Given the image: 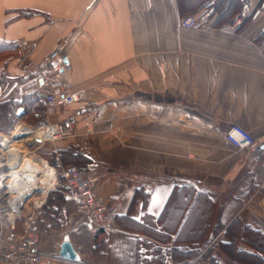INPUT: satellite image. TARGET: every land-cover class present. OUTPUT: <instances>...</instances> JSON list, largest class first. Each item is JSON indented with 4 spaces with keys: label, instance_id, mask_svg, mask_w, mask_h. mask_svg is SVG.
<instances>
[{
    "label": "crops",
    "instance_id": "0c3cea01",
    "mask_svg": "<svg viewBox=\"0 0 264 264\" xmlns=\"http://www.w3.org/2000/svg\"><path fill=\"white\" fill-rule=\"evenodd\" d=\"M207 10L204 28L179 25ZM0 42L13 45L0 51V107L33 99L41 123L76 119L54 144L56 167L96 175L92 192L113 222L111 233H96L64 201L59 227L37 222L49 257L39 264H74L55 257L65 236L80 264H181L171 251L183 217L163 242L152 229L161 233V213L183 183L210 200L206 240L221 238L220 249L235 242L232 256L256 253L264 264L263 253L231 236L248 226L264 238V0H0ZM57 46L70 65L65 89L84 100L51 108L37 78ZM23 53L32 71L21 69ZM232 125L260 151L234 149L224 137ZM197 255L186 264H209Z\"/></svg>",
    "mask_w": 264,
    "mask_h": 264
},
{
    "label": "built area",
    "instance_id": "2783aa9c",
    "mask_svg": "<svg viewBox=\"0 0 264 264\" xmlns=\"http://www.w3.org/2000/svg\"><path fill=\"white\" fill-rule=\"evenodd\" d=\"M179 25L184 29H202L207 26V16L203 13L200 15L190 14L186 17H181ZM235 25H237V21ZM46 62L48 63L47 70L37 78L41 86L46 88V91L40 94L44 105L51 108H62L83 101L84 93L82 91L68 93L65 89L63 77L70 70V65L68 56L61 46H57L50 51ZM19 65L26 72L36 68L34 62L25 53L19 57ZM75 125L76 119L69 117L58 123L32 125L27 128L42 132L38 137L30 135L37 140V143H41L70 137ZM17 127H15L14 131ZM88 132H90L89 129ZM224 137L236 150H249L254 153L260 151L259 144L252 135L238 125L230 126ZM2 141H6L9 145L11 141L9 137L0 134V260L3 263L39 264L49 258L39 251V235L32 226L34 214L31 213L27 217H23L22 209L30 201L32 209L39 208L45 202L46 194L53 191L54 186L57 184L61 185L64 197L74 202L76 210L86 226L104 234H109L113 231L112 219L106 214V202L94 196L92 192V187L98 178L96 175L89 174L85 169L63 167L57 174L53 166H50L47 161L40 159L39 165L44 163L46 168L54 172L52 188L44 191V196L40 199L30 200L35 190L30 195H21L20 198H17L19 192H11L9 188L10 173L13 170L11 168L12 156L2 146ZM19 162H22V160L20 159ZM20 164H15L14 167L20 169ZM19 221L20 226L18 225Z\"/></svg>",
    "mask_w": 264,
    "mask_h": 264
},
{
    "label": "trees",
    "instance_id": "16d2710c",
    "mask_svg": "<svg viewBox=\"0 0 264 264\" xmlns=\"http://www.w3.org/2000/svg\"><path fill=\"white\" fill-rule=\"evenodd\" d=\"M223 11L226 12L225 10ZM30 13L31 12L28 11L27 13L22 14L29 15ZM203 14L208 17L209 11L207 10L203 12ZM12 47L13 45L11 44L0 42V51ZM32 100L33 99H31L29 103H23V101H21L20 103L11 101L5 104V108H3V105H1L0 122L5 119L4 115H6L7 117L9 116V114H11L10 117H13V113H15V105L18 108L23 107V109L25 108V110L27 111V106H33L34 101L32 102ZM73 155H76V153L73 152ZM48 161L49 163H51V165L55 167L57 166L56 159L54 158V152H50ZM72 167L83 169V167L74 165ZM41 212H44V209ZM161 216L163 217V220L160 228L158 229L159 231H161V233H156L154 229L152 230L156 234L155 236L156 238H158L157 240H161L162 242L167 240V235L175 231V229L177 228V222L183 217L182 223H180L173 241L176 247H174L171 251L172 258H181V264H186L190 260L195 258L196 255L201 250H203L201 246L205 247L207 245L206 236L208 231L210 230L209 218L211 216V206L209 198L204 193L195 192V189L189 184H180L177 187V192L175 191V194L173 193L169 198L164 210L161 213ZM218 230L219 227H215L213 233H216ZM162 233L165 236H163ZM237 235L239 236V240L241 243L250 245L257 252H261L264 254V238L260 235V233H258L257 230H253L250 227L246 226L244 227V229L243 227L240 228L239 231L234 227L233 229H231V236L235 239ZM201 236L203 237L202 240L200 239ZM235 244V242H232L231 246H234L235 248ZM209 250L210 246L205 249L200 258L207 260L209 264H218V261L213 256H211V258L209 259L204 258V255L206 254V252H209ZM167 253L168 252L165 251V254L163 255L166 256ZM237 256H241L244 258V263L238 262L239 264H253V262H255L254 264H259V260H263L256 253L240 252Z\"/></svg>",
    "mask_w": 264,
    "mask_h": 264
},
{
    "label": "rangeland",
    "instance_id": "374dc122",
    "mask_svg": "<svg viewBox=\"0 0 264 264\" xmlns=\"http://www.w3.org/2000/svg\"><path fill=\"white\" fill-rule=\"evenodd\" d=\"M184 15L183 17L188 16ZM29 108V115L28 116H23V107H19L21 108V113H17L18 107H16V105L14 106L15 108V113H13V117H10L11 114H9V116L6 117V115H4L5 119L2 120L0 122V134L9 137L11 144L13 143L15 146V148H19L20 150V154H21V160L23 159H28L30 161H32L33 163H37L40 164V159H43L45 161H47V163L50 166L51 163H49L48 159H49V155L50 152H53L54 150V144L58 141H46V142H41V143H37V140L34 139L33 136H30L31 134H28L25 137H16L14 138V135H11L12 133H14V129L16 126H24V127H28V126H32V125H40V124H44L41 123L40 118H36L35 115H33V111L30 110V107L27 106ZM20 114V115H19ZM89 128L87 127V130ZM86 130V131H87ZM90 130V129H89ZM91 131V130H90ZM12 132V133H11ZM63 140V139H60ZM56 170V173L58 174L59 169L55 166H53ZM42 176L38 175V184L43 185V186H38V189H36L32 195V197H30V200L32 199H40L42 198V196H44V189L43 188H49L51 187L50 184H45L42 181ZM6 196V195H5ZM64 201H70L68 200L66 197H64V195L62 194V187L61 185L57 184L54 186V190L50 191L46 194L45 197V202L36 209H32L31 208V201L27 203V206L24 207L22 209V215L23 217H27L28 215H30L31 213L34 214L33 217V223L32 226L35 229V231L38 233L39 228H40V224L38 225L37 222L46 217V219L50 220L48 222L47 225H49V227H52L53 230H55L57 227H59L60 222H57L54 218H58L61 216V209H60V204H62ZM74 203V202H73ZM46 208H45V207ZM75 206V204H74ZM44 207V208H43ZM76 208V207H75ZM44 209V212H41ZM18 225L20 226V221L18 222ZM97 233V231H96ZM99 233V232H98ZM212 235H210L211 237ZM83 237L85 238V240L88 238L87 235H83ZM216 237V234L215 236ZM221 239V238H218ZM218 239L215 240H209L207 241V245L205 247H202L203 250L200 251L198 253V257L201 256L203 254V252L205 251L206 248H208L210 246V250L209 252H206V254L204 255L205 259H209L211 258L212 251H215L216 255H218L221 261V264H238V262H243L244 263V258L241 256H232L233 254V249L231 248V246H225L224 248H219V241ZM90 251V248L88 247V244H85V246L82 248V253L86 256L88 255V252ZM227 253H230V258L227 255ZM217 260V257H216ZM91 261H93L91 259ZM255 262H253L254 264Z\"/></svg>",
    "mask_w": 264,
    "mask_h": 264
},
{
    "label": "bare ground",
    "instance_id": "6f19581e",
    "mask_svg": "<svg viewBox=\"0 0 264 264\" xmlns=\"http://www.w3.org/2000/svg\"><path fill=\"white\" fill-rule=\"evenodd\" d=\"M42 133V132H41ZM39 130L30 129L24 126H18L16 130L14 131L13 135L14 137H25L28 134L35 135V137H38L39 134H41ZM2 146L6 148L11 157V168H13L12 172L10 173V184L9 188L11 192H19L18 197L20 196H26L30 195L34 189H37L38 182V175L42 176V182L45 184H50L51 187L49 188H43L44 191H47L48 189H51L54 184V172L48 168L45 167L44 163L39 165L36 163H33L32 161L28 159H22V162L20 164V169H17V167H14V165H19L18 161L21 159V154L19 148H15L14 144H8L6 141H2ZM25 176L32 177V182H27L25 180Z\"/></svg>",
    "mask_w": 264,
    "mask_h": 264
},
{
    "label": "water",
    "instance_id": "95a60500",
    "mask_svg": "<svg viewBox=\"0 0 264 264\" xmlns=\"http://www.w3.org/2000/svg\"><path fill=\"white\" fill-rule=\"evenodd\" d=\"M21 112V108L17 110V113ZM16 138V137H14ZM25 180L27 182H32V177L25 176ZM36 190V189H34ZM57 259L69 262V263H74V264H80L81 263V258L78 255L76 249L70 242L68 236H65L62 240V242L59 244V249L55 255Z\"/></svg>",
    "mask_w": 264,
    "mask_h": 264
},
{
    "label": "snow or ice",
    "instance_id": "6c2138e0",
    "mask_svg": "<svg viewBox=\"0 0 264 264\" xmlns=\"http://www.w3.org/2000/svg\"><path fill=\"white\" fill-rule=\"evenodd\" d=\"M233 135H235V133H233Z\"/></svg>",
    "mask_w": 264,
    "mask_h": 264
}]
</instances>
